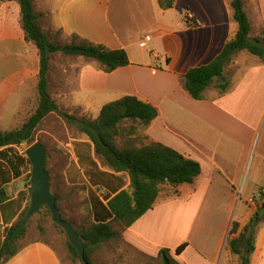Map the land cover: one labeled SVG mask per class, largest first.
Segmentation results:
<instances>
[{
  "label": "crops",
  "instance_id": "obj_1",
  "mask_svg": "<svg viewBox=\"0 0 264 264\" xmlns=\"http://www.w3.org/2000/svg\"><path fill=\"white\" fill-rule=\"evenodd\" d=\"M36 1L39 22L49 35L57 33L63 43L78 36L110 49L122 48L130 59L129 65L106 72L97 61L83 56L68 55L76 58L75 63L58 65L54 54L49 89L53 80L65 89L51 92L59 106L95 119L105 104L136 96L159 111L145 129L150 141L161 142L201 164V174L194 183L179 186V195L161 194L153 208L130 227L122 229L114 223L118 235L96 248L97 253L108 255L104 264H150L162 248L175 253L184 242L188 246L175 258L181 264H240L228 242L232 223H238L240 229L248 223L258 207L257 194L264 190V111L255 107L237 111L244 103L238 99L248 77L237 87L230 81L224 94L209 87L203 99L193 98L181 79L190 68L211 62L235 37L238 24L231 0H176L169 9L161 8L158 0ZM244 7L251 36H258L256 32L264 28V0H244ZM187 15H192V25ZM145 35H151V40L143 47L140 43ZM39 72V50L25 38L20 4L2 2L0 132L18 129L37 109ZM25 143L0 148V192L7 195L0 202V248L8 229L30 204L32 164L26 158L29 146L23 149ZM80 143L93 147L86 135L73 136L70 130L66 141L60 142L59 148L68 158L55 163L65 170L57 181L51 180L52 191L59 198L55 186L82 194L83 206L94 220V202L102 196L81 168L76 152ZM67 220L78 229L74 220ZM256 235L251 264H264V222ZM4 264L64 263L48 240L37 238L24 242Z\"/></svg>",
  "mask_w": 264,
  "mask_h": 264
},
{
  "label": "trees",
  "instance_id": "obj_2",
  "mask_svg": "<svg viewBox=\"0 0 264 264\" xmlns=\"http://www.w3.org/2000/svg\"><path fill=\"white\" fill-rule=\"evenodd\" d=\"M4 1L8 0H0V6ZM16 1L21 6L25 38L32 41L39 50L40 72L37 86L39 104L22 127L0 132V148L14 144L20 145L25 142H30L32 145L35 130L52 112L58 113L69 126L75 127L88 137L93 144V147L92 145L90 147L95 157L100 159L109 170L102 174L111 178L103 185L98 179L94 180L93 174L86 172L93 185L100 189L111 190V193L102 196V199L98 197L94 202L95 222L85 229L78 228V232L85 242L86 258L90 264H93L91 253L101 244L118 235L114 223H118L122 229L130 227L153 208L165 185L173 189L172 195H179V186L194 183L201 174V164L158 141H150L141 146L118 144V138L137 135L140 126L147 128L159 114L154 105L144 102L136 96H124L105 104L95 119L61 110L49 89L50 64L54 54L63 53L64 55L94 59L106 72H112L130 64L128 53L125 49H110L103 44H96L78 36H74L70 43H56L43 30L33 0ZM158 1L161 8L169 9L174 6L176 0ZM231 6L234 19L238 24L235 37L225 44L221 52L211 62L190 68L181 78L184 88L195 99H203L205 90L213 84L220 94H224L230 89L231 82L225 74V67L238 52H247L259 57L264 62V31L258 36H251L252 27L244 7V0H231ZM185 18L189 24L194 23L192 19ZM126 122H130L129 127L123 126ZM26 158L30 162L28 157ZM91 160H93L91 161L93 166L97 167L98 163L94 158ZM80 161L82 163L84 161L81 155ZM118 174H127L128 181L125 182ZM31 175L32 171L29 173V184H31ZM0 195H3L0 197V202L7 198L5 191H1ZM58 200L57 196V204ZM257 204V210L249 222L237 236L229 240L230 249L239 256L240 264H251L252 255L256 250V228L264 217L263 189H260ZM45 207L50 212L49 208ZM26 212L27 209L20 220L7 231L4 244L0 249L1 264L18 252V249L10 244V239ZM238 229V223L233 222L230 234L237 233ZM26 230L27 226L16 239L23 236ZM67 244L74 258L81 260L77 250L68 240ZM187 246L188 242L182 243L176 248L175 253L181 254ZM159 257L162 264H181L172 255L169 248H162Z\"/></svg>",
  "mask_w": 264,
  "mask_h": 264
},
{
  "label": "rangeland",
  "instance_id": "obj_3",
  "mask_svg": "<svg viewBox=\"0 0 264 264\" xmlns=\"http://www.w3.org/2000/svg\"><path fill=\"white\" fill-rule=\"evenodd\" d=\"M263 31L264 28L263 29L261 28L256 33L259 35ZM50 38L56 43L63 44L62 37L57 33L51 34ZM75 61L76 58L70 57L68 55L65 56L62 53H56L54 59V62L58 65H71L75 63ZM263 64L264 62H262V59H260L259 57H256L246 52H241V53H237L234 56L232 62L229 63V65L227 66L226 75L230 79V81L234 80V85H236V87L240 85V83H242V80H245V78L248 77L247 80L245 81L243 94L240 96L241 98L238 99V100L242 99V101L244 102L240 106L239 105L237 106L239 108L237 110L238 112L245 111L246 107L248 109L250 107H252V109L255 107V110H259V112L264 111V68L263 69L261 68ZM52 84L53 85L50 90L52 94H58L60 92H63V90H65L58 85L57 81L54 82L53 80ZM211 87H212L211 91H214V89L216 88L215 84H213ZM59 107L61 108V110L69 112L66 109L65 105L63 106L62 104ZM73 114L80 116L78 115V113H73ZM123 126L129 127L130 122H126L125 124H123ZM145 129L146 128L140 126L137 135L132 137L118 138L117 139L118 144L121 146L124 145L141 146L143 144L149 143L150 139L146 135ZM69 130L71 135L73 136L74 135L77 137L83 136V134L79 132L75 127L69 126L58 113L53 112L49 116H47V118L43 120V122H41V124L35 130L33 135V141H36V138H38L39 141H41L48 150L47 169L51 175V180H53L54 182L57 181L59 177L64 175L65 169L63 167H56L55 163L57 161H65V160L67 161L68 156L65 155L63 149L59 148V145L60 142L66 141L67 132ZM259 136L255 145V150L258 145ZM28 146H30V142H26L23 145V149ZM255 150L252 153L251 161L253 160L254 153L256 154ZM76 152L80 154L81 157L84 159L81 168L85 172V174L87 171L90 172L95 177L94 180L98 179L101 183H103V185L105 181L109 182L111 180L109 176L102 174V172L107 173L109 172V170L102 163L100 159H97L94 156V153L92 152V148L90 147L89 143L77 144ZM91 158H94L96 163H98L97 167L93 166L91 162L93 160H91ZM118 175H120L125 182L128 181L127 174H118ZM247 178H248V174H246L244 183L246 182ZM96 189L100 192V196H105L106 194L111 193V190L108 189H100L99 187H96ZM54 190L59 192L61 195L58 200V206L59 208H61L62 210L61 212H63L62 214L64 218L66 219L69 218L70 220H74L79 229H85L94 223L91 214L88 213L87 207L83 206L85 197L82 194L79 193L74 194L72 192H69V189H63V187L60 189L58 188V186H55ZM161 194L163 197L175 196L172 195L173 189L168 185L163 186ZM246 194L247 192H245V195ZM259 194L260 191L258 192L257 196H259ZM240 195H242V192H240ZM245 195H243L242 197H244ZM240 203L245 204L242 201ZM85 213H87V216L85 215ZM260 222H264V217ZM259 224L257 225L256 230H258ZM115 227L117 228L116 224ZM232 227H233V223H232ZM238 228L239 229L237 233L230 234L229 240L232 237L237 236L239 232L242 231L243 229V228L240 229L239 225ZM37 238L48 240L54 246V248L58 250L64 264H82L79 258H74V256L71 254L67 244L68 238L66 236V233L53 222L51 213L48 212V209H46V207H43L39 211V213H37L31 219V221L27 225V230L25 234L20 238L14 240L12 245H14L16 249H18L22 244H24V242L28 240H34ZM95 252L96 249L91 253V260L93 264H104V260L105 259L107 260L108 255H106L104 252L101 251L99 253L97 252L95 253ZM172 255L176 258V253H172ZM232 257H235V255L232 254ZM150 264H162L161 258L158 256L157 259L151 260Z\"/></svg>",
  "mask_w": 264,
  "mask_h": 264
},
{
  "label": "water",
  "instance_id": "obj_4",
  "mask_svg": "<svg viewBox=\"0 0 264 264\" xmlns=\"http://www.w3.org/2000/svg\"><path fill=\"white\" fill-rule=\"evenodd\" d=\"M25 153L32 164L30 204L20 224L15 229L10 239V244L14 242L31 219L43 207L47 206L51 212L53 222L65 231L68 241L77 250L83 264H90L86 258L84 240L76 226L63 217L57 204V196L52 191L51 175L47 169L48 150L46 146L42 142L36 141L26 149Z\"/></svg>",
  "mask_w": 264,
  "mask_h": 264
},
{
  "label": "built area",
  "instance_id": "obj_5",
  "mask_svg": "<svg viewBox=\"0 0 264 264\" xmlns=\"http://www.w3.org/2000/svg\"><path fill=\"white\" fill-rule=\"evenodd\" d=\"M187 18L192 19V15H187ZM151 40V35H145L143 41L140 43L141 46L146 47L148 42Z\"/></svg>",
  "mask_w": 264,
  "mask_h": 264
}]
</instances>
